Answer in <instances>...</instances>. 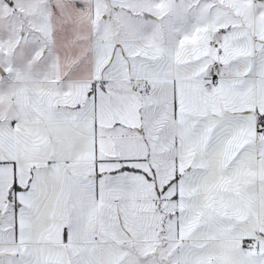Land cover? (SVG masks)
<instances>
[{
	"label": "snow or ice",
	"instance_id": "obj_1",
	"mask_svg": "<svg viewBox=\"0 0 264 264\" xmlns=\"http://www.w3.org/2000/svg\"><path fill=\"white\" fill-rule=\"evenodd\" d=\"M0 264H264V0H0Z\"/></svg>",
	"mask_w": 264,
	"mask_h": 264
}]
</instances>
